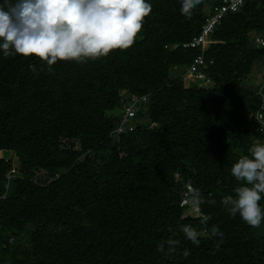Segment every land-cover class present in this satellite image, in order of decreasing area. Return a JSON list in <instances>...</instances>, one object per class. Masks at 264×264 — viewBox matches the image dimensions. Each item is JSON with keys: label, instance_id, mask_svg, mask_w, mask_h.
<instances>
[{"label": "trees", "instance_id": "16d2710c", "mask_svg": "<svg viewBox=\"0 0 264 264\" xmlns=\"http://www.w3.org/2000/svg\"><path fill=\"white\" fill-rule=\"evenodd\" d=\"M149 2L133 45L107 56L48 66L0 54V151L16 158L0 157V264H264V219L252 227L222 203L244 184L231 166L264 139V47L252 39L264 0L226 13L203 49L182 43L221 0L188 16L180 0ZM198 55L212 84L185 85ZM129 95L148 96L137 117L154 125L117 134ZM187 184L196 215L180 204Z\"/></svg>", "mask_w": 264, "mask_h": 264}, {"label": "clouds", "instance_id": "9594fccd", "mask_svg": "<svg viewBox=\"0 0 264 264\" xmlns=\"http://www.w3.org/2000/svg\"><path fill=\"white\" fill-rule=\"evenodd\" d=\"M199 3L180 0L179 10L188 16ZM151 11L149 0H0V54L35 56L48 66L107 56L133 45ZM230 172L244 184L235 196L223 199L224 207L230 215L238 214L248 225L259 227L264 219V206L258 203L264 197V143L252 145ZM181 231L198 244L196 231L188 226ZM211 236L222 239L223 233L213 227Z\"/></svg>", "mask_w": 264, "mask_h": 264}, {"label": "built area", "instance_id": "2783aa9c", "mask_svg": "<svg viewBox=\"0 0 264 264\" xmlns=\"http://www.w3.org/2000/svg\"><path fill=\"white\" fill-rule=\"evenodd\" d=\"M245 0H221L220 4L213 7L212 13H208L204 17V22L200 27L199 33L192 37L190 41L182 43L183 47H201L202 49L205 47L207 43L208 37L213 33L214 29L221 23L223 16L226 13L236 12L238 11ZM253 41L260 47H264V36L259 34L253 36ZM171 47H177V44H172ZM204 59L202 55H198L194 58L190 67L187 69V74L191 82H198L199 84L203 83L204 85H208L210 83V79L205 76L204 72L201 71L200 67L204 64ZM262 86H264V72L262 73ZM260 93V92H259ZM148 104V96H134L129 95L122 107L115 112V114L119 117V121L116 128V133L119 134L121 132H131L135 129V125L137 123L143 122L144 124H149V126L154 125L153 121H150L148 117H137V112L141 111L142 114L147 110ZM264 99L255 110L254 119H256L259 123L257 127L258 134L264 133ZM260 135V134H259ZM257 141H262L264 143V139L262 137H257ZM13 172V170H10ZM191 185H186V191L184 192V196L181 199V205H191L193 210L197 212V206L190 203V199L188 198L189 192H191Z\"/></svg>", "mask_w": 264, "mask_h": 264}, {"label": "rangeland", "instance_id": "374dc122", "mask_svg": "<svg viewBox=\"0 0 264 264\" xmlns=\"http://www.w3.org/2000/svg\"><path fill=\"white\" fill-rule=\"evenodd\" d=\"M210 4H206V6L204 7V10H206L208 7H210L209 6ZM179 75H178V73L177 72H172L171 71V77H173V78H176V77H178ZM253 78V79H252ZM251 78V81H249V82H251V83H253V84H257V82H258V77L257 76H254V77H252ZM183 80H184V84L185 85H188V84H190V79H189V76H188V74H184L183 75ZM211 80H210V83L209 84H211ZM249 82L247 81V82H245L247 85L249 84ZM196 84H198V82H195ZM250 85V84H249ZM248 85V86H249ZM251 87V86H250ZM78 144H76V146H77ZM9 151H5V150H3V151H0V157H5V158H7L8 156H9ZM9 157H11L12 158V162L14 163L13 165L15 166V163H16V158L13 156V155H11L10 154V156ZM8 157V158H9ZM36 178L37 179H41V177L38 175V176H36ZM196 212V210H193V209H191V210H187L186 212H184V215L186 216V215H191L192 213H190V212ZM195 212H194V215H196L195 214ZM197 213V212H196Z\"/></svg>", "mask_w": 264, "mask_h": 264}]
</instances>
